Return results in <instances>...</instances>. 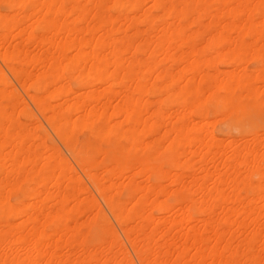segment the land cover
Listing matches in <instances>:
<instances>
[{
	"label": "bare ground",
	"instance_id": "6f19581e",
	"mask_svg": "<svg viewBox=\"0 0 264 264\" xmlns=\"http://www.w3.org/2000/svg\"><path fill=\"white\" fill-rule=\"evenodd\" d=\"M1 7L0 264H134L127 246L139 264L258 256L264 0Z\"/></svg>",
	"mask_w": 264,
	"mask_h": 264
},
{
	"label": "rangeland",
	"instance_id": "374dc122",
	"mask_svg": "<svg viewBox=\"0 0 264 264\" xmlns=\"http://www.w3.org/2000/svg\"><path fill=\"white\" fill-rule=\"evenodd\" d=\"M0 11L1 12H5L6 10H5V8L4 7H1L0 8ZM252 60V61H251ZM249 60L247 59V61L245 62H243L244 64H245V69L246 70H254V69H256L257 67H258V63H257V61L256 60H253V59H250V61L248 62ZM248 62V64L246 65V63ZM243 64V65H244ZM242 65V66H243ZM222 69H224V67L222 68ZM68 84H69V86L73 89V90H76L77 88H78V84H77V82H75L74 80H68ZM34 111V110H33ZM25 112L26 113H28V114H31L32 113V108L30 109V108H26L25 109ZM216 122V121H215ZM214 122V123H215ZM211 123H213V121L211 122ZM213 123V124H214ZM44 125V124H43ZM213 126V127H212ZM213 129H212V128ZM210 129V130H209ZM211 129H212V131H211ZM208 130L212 133V134H214L217 138H222L223 140H225V139H227V138H231V137H235V138H240L242 135L237 131V130H235L233 127H231V125H230V122H219V123H215L214 125H209V127H208ZM49 130L47 129V127L44 125L42 128H40L39 129V135L41 136V137H43L44 139H45V143H46V145L48 146H51V147H57L58 149H59V153H60V156L62 157V158H64V159H66V160H69L70 161V163L74 166L75 165V163H74V161H73V158H72V156L66 151V150H63L64 148H63V146H61V144H60V142L59 141H57V139L50 133L49 134ZM45 134H47V135H45ZM45 135V136H44ZM53 137V138H52ZM77 138H78V140L80 141V142H83V141H85L86 139H87V134L85 133V132H80V133H78L77 134ZM70 155L69 157H68V155ZM76 166V165H75ZM88 185V184H87ZM89 186V185H88ZM89 188L91 189V187L89 186ZM92 191V190H91ZM93 194L95 195L94 197L95 198H97V196H96V194L93 192ZM17 200V198H13L12 200H11V202H15ZM97 200H99L98 198H97ZM100 201V200H99ZM100 206H102V202L100 201ZM101 208H103V212L104 213H106V216H107V211H105L106 210V208L104 209V205H103V207H101ZM107 217H109L108 219L110 220L109 222L112 224V227L113 228H115V229H113V232H114V234H115V231L114 230H116L117 231V233H119L118 235L117 234H115V236L116 237H118V238H122V233H121V231H120V229L117 227V225H114V224H116V223H114L113 222V219L112 218H110V215L108 214V216ZM111 224H109V227L111 228ZM115 226V227H114ZM112 229V228H111ZM123 239V238H122ZM121 239V240H122ZM123 241L125 242V240L123 239ZM122 241V242H123ZM124 244H126V245H128L127 244V242H125ZM123 244V245H124ZM126 245H125V247H126ZM127 248H129V250H130V256H132L133 257V260L132 261H134L135 263H136V259H134L135 258V256L132 254V251H131V249H130V247L129 246H127ZM126 248V249H127ZM128 250V249H127ZM128 250V251H129ZM132 257H131V259H132ZM133 262V263H134ZM134 263V264H135ZM136 264H139L138 262L136 263Z\"/></svg>",
	"mask_w": 264,
	"mask_h": 264
},
{
	"label": "snow or ice",
	"instance_id": "6c2138e0",
	"mask_svg": "<svg viewBox=\"0 0 264 264\" xmlns=\"http://www.w3.org/2000/svg\"><path fill=\"white\" fill-rule=\"evenodd\" d=\"M5 7H8L7 5ZM248 259L242 261H233L232 264H264V243L260 246L258 256L253 253L251 249L248 250Z\"/></svg>",
	"mask_w": 264,
	"mask_h": 264
}]
</instances>
